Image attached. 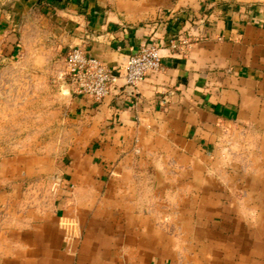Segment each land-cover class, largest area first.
<instances>
[{"label": "crops", "instance_id": "0c3cea01", "mask_svg": "<svg viewBox=\"0 0 264 264\" xmlns=\"http://www.w3.org/2000/svg\"><path fill=\"white\" fill-rule=\"evenodd\" d=\"M148 44L167 71L136 96L60 81ZM4 78L0 264H264V0H0Z\"/></svg>", "mask_w": 264, "mask_h": 264}, {"label": "built area", "instance_id": "2783aa9c", "mask_svg": "<svg viewBox=\"0 0 264 264\" xmlns=\"http://www.w3.org/2000/svg\"><path fill=\"white\" fill-rule=\"evenodd\" d=\"M207 14L209 13H206L205 22L208 18ZM178 42L181 49L187 48L186 41ZM170 45L174 51L179 50L172 43ZM115 53L121 54V50L116 48ZM64 67L65 74L60 76V81L64 87L68 86L70 95L77 99L92 100L95 105L107 98L111 88L120 79L124 81V90L136 96L137 87L148 76L163 75L167 71L166 65L159 56V48L155 44H148L126 55L124 68L120 74L80 49L68 52ZM159 104L164 107L166 102L161 100Z\"/></svg>", "mask_w": 264, "mask_h": 264}, {"label": "rangeland", "instance_id": "374dc122", "mask_svg": "<svg viewBox=\"0 0 264 264\" xmlns=\"http://www.w3.org/2000/svg\"><path fill=\"white\" fill-rule=\"evenodd\" d=\"M6 84V79H0V89H5V86L2 87V85ZM4 101H2V105L5 106L6 102L5 99H3ZM13 142V143H21L22 141H0V157H4L6 155H8L10 152H12L11 148H9V144ZM15 144V147H16ZM38 199H39V191H36V193H32V194H28L24 197V199L22 198L21 201L23 202V207H22V203L21 205L19 204L18 209H16L15 213L17 214V217L20 216V218H16V223L20 221V224H15V227L18 228L20 227V225L22 224V219H26L27 221H33L34 219V214H27V210L29 208H31L34 205V208H38ZM22 208V210L19 212V209ZM19 219V220H17Z\"/></svg>", "mask_w": 264, "mask_h": 264}, {"label": "trees", "instance_id": "16d2710c", "mask_svg": "<svg viewBox=\"0 0 264 264\" xmlns=\"http://www.w3.org/2000/svg\"><path fill=\"white\" fill-rule=\"evenodd\" d=\"M177 27H176V25L174 26V30L176 29Z\"/></svg>", "mask_w": 264, "mask_h": 264}]
</instances>
